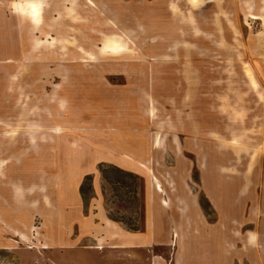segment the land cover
I'll return each mask as SVG.
<instances>
[{
  "label": "rangeland",
  "instance_id": "1",
  "mask_svg": "<svg viewBox=\"0 0 264 264\" xmlns=\"http://www.w3.org/2000/svg\"><path fill=\"white\" fill-rule=\"evenodd\" d=\"M12 1L0 264H264V0Z\"/></svg>",
  "mask_w": 264,
  "mask_h": 264
},
{
  "label": "crops",
  "instance_id": "2",
  "mask_svg": "<svg viewBox=\"0 0 264 264\" xmlns=\"http://www.w3.org/2000/svg\"><path fill=\"white\" fill-rule=\"evenodd\" d=\"M30 2H31L30 0H14V1H12V4H13L12 9L13 10H16V12L17 11L18 12L21 11V12H19L20 14L19 13L18 14L19 15H23V17H26V14H24V13L29 12L27 10L26 5H27V3H30ZM31 3H34V2H31ZM13 21L15 22V24L6 27L3 30H0V53H8V52L11 53V52H15L16 54L13 55L14 57H19L20 56V57L23 58L27 51L29 53L28 47H26V45L24 44L23 38H21V35H23V33H24V29H23V27H25L24 26V22H23V20H19V19H16V20L14 19ZM18 22H20V23H18ZM5 36L8 37V38L10 36H13L14 39L13 40H9ZM4 44H5V46L7 48L3 47ZM18 54H19V56H18ZM0 191H2V190L0 189ZM5 196H7V195H5ZM2 197L5 198L3 195H2ZM20 197L21 198H25V197H23L21 195H20ZM17 202L18 201L15 200L14 203L17 204ZM14 206L15 205H13V202L11 200V205L9 204V207H11L10 208L11 209V212H12V209L13 210L15 209V208H12ZM2 208H4L6 210V212H8V207H6L0 201V227H1L0 230H1V233L4 234L5 232L6 233H8V232L6 230H4V227L2 225H4V226H10V225L7 222H5V212L3 211ZM16 208L18 209V207H16ZM11 212H10V214H11ZM10 214H9V216H10ZM12 228H14V230H17V231L20 230L17 227L16 228L15 227H12ZM162 231H164V230H162ZM155 233H154V235H155ZM256 238L257 237H255V236H253L251 238V236H249L248 234L246 235L247 243L248 244H251V245H254L255 244ZM1 240L3 241V243L1 242ZM259 241H260V238L258 239V242ZM5 242H7V244L9 243L8 241H4L3 239L0 238V250L1 251L6 250V249L9 248L8 245H5ZM150 245H152V244H150ZM164 245H165V243L162 244V246H164ZM122 247H128V248H145L147 246H145V245H142L141 246V244H140V245H136V246H134V245H124ZM150 247L152 249L154 246L152 245ZM176 248H178V244H177ZM189 250L190 249L188 248V246L185 247V248H183L181 250V255H180L181 261L178 260V262H177V257H178L179 254L176 251V253L174 255H172V257H171L172 264H174V261H172V258H175V261H176L175 264H177V263L178 264H190L191 256L193 257V262L194 263L195 262H197V264H204L205 263L204 262L205 260H204V253L203 252L197 251V252H195V253H193L191 255V253L189 252ZM226 257H229L226 252H225V255L222 254V258H221V255H220L219 256V259H220L219 264H225L224 262H227V260H225ZM154 258H155V263L156 264H161L160 259L161 258L164 259V257H161V255H157L156 253L154 255ZM201 258H202V262H200ZM169 261H170V259L167 261V263ZM171 262H169V263H171Z\"/></svg>",
  "mask_w": 264,
  "mask_h": 264
},
{
  "label": "bare ground",
  "instance_id": "3",
  "mask_svg": "<svg viewBox=\"0 0 264 264\" xmlns=\"http://www.w3.org/2000/svg\"><path fill=\"white\" fill-rule=\"evenodd\" d=\"M88 1V3L89 4H91L92 6H94L95 5V3L93 2V0H87ZM186 2H187V4L190 6V7H192L193 9H197L200 5H201V0H186ZM26 7H27V10L28 11H30V12H32L33 13V16H34V18H35V20H34V22L37 24V25H40L41 23H40V15H41V6L39 5V4H36V3H27V5H26ZM171 11L172 12H177V8L175 7V5L174 4H172L171 5ZM111 22V21H110ZM114 26V25H113ZM115 50V49H114ZM115 54L116 53H118L117 51H115L114 52ZM249 71V70H248ZM25 164L26 163H24V168H23V171H28L29 172V170H30V168L31 167H29V166H31V165H27L26 167H25ZM29 164H31V163H29ZM27 167H29V168H27ZM27 176L29 177V175L27 174ZM153 181L156 183V185L159 187V191L160 192H163V188H162V185H160V183L158 182V179L155 177V176H153ZM18 199H20V200H22V198L21 197H17ZM165 203V202H164ZM17 204H19L21 207H23L24 206V203L23 202H17ZM165 205V204H164ZM22 237V236H21ZM23 238V237H22ZM28 249H30V250H33L34 249V247H29Z\"/></svg>",
  "mask_w": 264,
  "mask_h": 264
}]
</instances>
